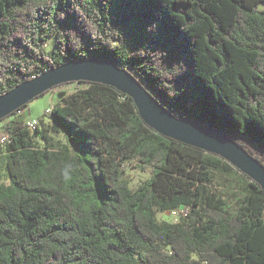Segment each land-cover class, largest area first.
I'll list each match as a JSON object with an SVG mask.
<instances>
[{
  "label": "trees",
  "instance_id": "obj_1",
  "mask_svg": "<svg viewBox=\"0 0 264 264\" xmlns=\"http://www.w3.org/2000/svg\"><path fill=\"white\" fill-rule=\"evenodd\" d=\"M93 57L264 165V0H0V95ZM73 83L50 124L29 130L25 104L2 127L0 264H264L255 181L157 133L115 87ZM132 162L152 172L136 189L123 178ZM180 207L179 221L157 220Z\"/></svg>",
  "mask_w": 264,
  "mask_h": 264
},
{
  "label": "water",
  "instance_id": "obj_2",
  "mask_svg": "<svg viewBox=\"0 0 264 264\" xmlns=\"http://www.w3.org/2000/svg\"><path fill=\"white\" fill-rule=\"evenodd\" d=\"M90 81L115 87L129 96L143 122L157 133L218 155L264 190V165L215 127L174 115L131 71L106 58L68 60L24 80L0 95V119L61 84Z\"/></svg>",
  "mask_w": 264,
  "mask_h": 264
},
{
  "label": "rangeland",
  "instance_id": "obj_3",
  "mask_svg": "<svg viewBox=\"0 0 264 264\" xmlns=\"http://www.w3.org/2000/svg\"><path fill=\"white\" fill-rule=\"evenodd\" d=\"M52 45L53 39H48L46 42V48L49 49L52 47ZM74 85L75 83L70 82L67 85L62 84L44 92L43 94L32 99L24 107H22L19 114H17L18 117H20V119H23L24 121L34 118L38 121V127H40L41 125L50 124L52 121L49 119L48 111L51 108L52 104L60 101L65 95H67ZM17 115L10 114L9 118L0 121V136L3 133V125ZM4 134L8 135L7 133ZM54 137L62 143L65 142L63 134H54ZM4 161V150L2 147H0V178L1 181L7 183L8 178L6 177L3 168ZM151 174V167L140 169L136 166L135 162H132L126 164L123 178L127 181L130 188L136 189L139 185L143 184L151 176ZM221 181L222 179L214 177V183L212 184V187L221 189ZM183 211V207L175 210L158 211L156 212V218L159 221L176 222L179 221L180 215Z\"/></svg>",
  "mask_w": 264,
  "mask_h": 264
},
{
  "label": "built area",
  "instance_id": "obj_4",
  "mask_svg": "<svg viewBox=\"0 0 264 264\" xmlns=\"http://www.w3.org/2000/svg\"><path fill=\"white\" fill-rule=\"evenodd\" d=\"M25 124H26L27 128L32 131L37 126L38 121L36 119L32 118V119L26 120ZM4 133L5 132H3L1 134V136H0V147H3L4 146V143H5V141L8 138V135H6ZM183 210L184 211L182 212V214L185 215L186 214V210L184 208H183Z\"/></svg>",
  "mask_w": 264,
  "mask_h": 264
}]
</instances>
